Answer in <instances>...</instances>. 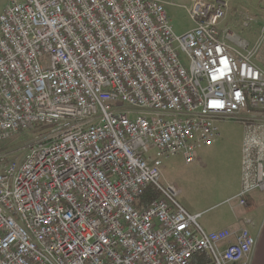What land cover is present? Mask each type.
<instances>
[{"label":"built area","instance_id":"2783aa9c","mask_svg":"<svg viewBox=\"0 0 264 264\" xmlns=\"http://www.w3.org/2000/svg\"><path fill=\"white\" fill-rule=\"evenodd\" d=\"M226 9L192 1L193 28L175 37L161 0H7L0 144L53 130L0 152V264H239L250 255L247 230L204 233L174 189L158 185L162 159L192 162L230 120L244 128L236 200L247 207L264 190V26L251 47L218 30ZM149 189L159 198L144 205Z\"/></svg>","mask_w":264,"mask_h":264},{"label":"rangeland","instance_id":"374dc122","mask_svg":"<svg viewBox=\"0 0 264 264\" xmlns=\"http://www.w3.org/2000/svg\"><path fill=\"white\" fill-rule=\"evenodd\" d=\"M193 0H166L165 9L175 37H181L193 28L187 10ZM212 1V0H202ZM258 2L263 9H259ZM7 0H0V15ZM240 9H229L227 17L220 24V33H231L247 41L252 47L259 37L264 22V0H245ZM257 5V6H256ZM242 6V7H241ZM248 26L245 28L243 24ZM179 53V60L185 69L189 60ZM220 139L216 146L199 148L194 151V160L186 162L182 154L162 159L158 185L165 191H175L174 202L189 216H198L197 224L204 233H210L232 218L231 208L238 204L232 197L238 193L241 182L239 146L244 128L239 121L223 120L217 123ZM48 126L20 132L0 144V152H12L49 134ZM231 200L230 204L226 201Z\"/></svg>","mask_w":264,"mask_h":264},{"label":"crops","instance_id":"0c3cea01","mask_svg":"<svg viewBox=\"0 0 264 264\" xmlns=\"http://www.w3.org/2000/svg\"><path fill=\"white\" fill-rule=\"evenodd\" d=\"M161 1H163L166 4L165 2L166 0H161ZM212 1H218V0H212ZM219 1H223L227 4V12H228V10L232 8L240 9L239 8L240 7L239 5H241L240 3L245 0H219ZM258 6L259 9L261 10L263 9V7L260 6L259 2H258ZM227 12H226V17H227ZM262 12H264V10ZM261 25L263 27L264 22H262ZM219 139L213 146L217 145ZM241 144L239 146L240 162L242 158ZM238 193L236 194L235 192V195L232 197L233 200H236V196L238 195ZM231 211H232V218L227 219V221L224 222V225L221 228L215 229L212 232H218L222 230H230V231L238 232L241 229L247 230L248 233L255 239V244L250 255L246 259L242 260V262H240L239 264H264V190H254L247 197V207H241L239 204H236L234 208H231Z\"/></svg>","mask_w":264,"mask_h":264},{"label":"trees","instance_id":"16d2710c","mask_svg":"<svg viewBox=\"0 0 264 264\" xmlns=\"http://www.w3.org/2000/svg\"><path fill=\"white\" fill-rule=\"evenodd\" d=\"M159 195L155 193L153 190L149 189L146 193L142 196L141 201L144 205L149 203L152 200L158 199Z\"/></svg>","mask_w":264,"mask_h":264}]
</instances>
